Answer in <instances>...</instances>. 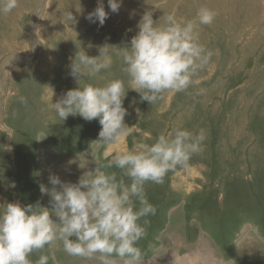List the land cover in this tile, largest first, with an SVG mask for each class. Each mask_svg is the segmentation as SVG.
Masks as SVG:
<instances>
[{
  "label": "rangeland",
  "instance_id": "obj_1",
  "mask_svg": "<svg viewBox=\"0 0 264 264\" xmlns=\"http://www.w3.org/2000/svg\"><path fill=\"white\" fill-rule=\"evenodd\" d=\"M98 3L18 0L13 12L0 14V204L27 206L39 201L51 207L50 197L40 191L41 184L52 187L50 175L76 183L97 163H107L134 143L151 145L158 135L175 128L194 134L202 129L203 151L192 156L187 168L170 171L162 184L145 185L151 204L168 198L179 203L166 218L161 213L163 225L151 237L160 239L163 259L200 244L208 247V241L217 262L224 258L226 264H264V0H122L118 13L103 0L109 16L102 27L86 19ZM202 6L217 16L199 32L200 43L213 55L199 73L198 84L185 92L165 93L154 105L129 89L124 107L130 131L119 145L95 143L102 127L99 119L87 121L76 115L59 120L52 103L79 86L70 75L79 50L96 57L99 46L112 49L111 68L82 83L103 86L123 79L127 85L120 47L137 34L142 15L153 11L158 20L175 11L192 19ZM65 10L75 22L63 18ZM107 171L120 174L115 168ZM167 188L173 195H163ZM189 203L203 204L207 226L199 213L191 217ZM192 225L195 233L213 243L203 236L200 242L187 240ZM219 230L223 241L234 239L220 249L214 247V231ZM141 243L143 239L137 246ZM40 255L48 256V264H98L67 255L59 244L47 245L30 258L35 261ZM151 256L142 257V264L151 262Z\"/></svg>",
  "mask_w": 264,
  "mask_h": 264
},
{
  "label": "clouds",
  "instance_id": "obj_2",
  "mask_svg": "<svg viewBox=\"0 0 264 264\" xmlns=\"http://www.w3.org/2000/svg\"><path fill=\"white\" fill-rule=\"evenodd\" d=\"M121 4L122 0H108L112 13H118ZM17 6L18 0H0V14H10ZM108 16L99 0L86 19L102 27ZM216 16L215 10L203 6L192 19L172 11L154 20L153 11H146L130 44L120 47L127 85L123 79L103 86L82 83L111 68L112 49L107 44L99 46L96 57L79 50L70 65V75L79 86L52 103L59 120L76 115L87 121L99 119L102 127L95 143L119 144L130 131L124 107L129 89L139 93L141 101L154 105L165 93L185 92L199 83L198 75L213 55L200 43L199 32L201 26L212 25ZM63 18L75 22L70 11L65 10ZM20 101L27 102L25 97ZM205 138L202 129L194 134L175 128L158 135L151 145L134 143L131 150L117 152L107 163H97L94 171L85 172L76 183L50 175L52 187L41 184L40 191L50 197L51 207H43L39 201L27 206L0 204V264H48L47 255L35 261L30 257L56 244L71 257L94 259L98 264H142V250L137 245L147 231L140 221L157 212L147 199L145 185L162 184L170 171L187 168L192 156L203 151ZM112 168L120 174L107 171ZM73 236L75 240L70 239Z\"/></svg>",
  "mask_w": 264,
  "mask_h": 264
},
{
  "label": "crops",
  "instance_id": "obj_3",
  "mask_svg": "<svg viewBox=\"0 0 264 264\" xmlns=\"http://www.w3.org/2000/svg\"><path fill=\"white\" fill-rule=\"evenodd\" d=\"M163 195L170 196V195H173V192L169 188H167L165 193H163ZM177 203L178 202H176L174 199L168 198L163 203L153 204L157 209L156 215L148 216V217L141 219L140 223L144 227H146V231H147L146 237L143 238V243H141L139 246L142 250V257L146 258V257H149L151 255H152L151 257H153L151 262L143 263V264H209V263L210 264H226L224 258H223V261H218V262L215 261L216 258L212 255V253L209 249L208 241H207L208 247L200 244V245H198V247L194 246L192 248L187 249L183 254L179 253L177 256L166 255V259L161 258V255L163 254L164 251H163V247L159 241L160 239L158 238V236L151 237V235L152 234L156 235L155 230H157L158 228H160L163 225V219L160 216L161 213L163 214V217L166 218L168 211L172 207L176 206L178 208L179 203H178V205H177ZM202 208H203V204L195 206V205L189 203V207H188L187 211L190 213L193 210V214L191 215V217H193L196 213H199L200 217L203 219V221L205 223L204 226H207L208 223H207V219L205 217L206 212L203 211ZM145 219H147L149 221V223L147 225H144V223H143ZM176 226H177V224L174 225V228ZM194 227H195L194 225L191 226L192 229L190 230L189 237L187 240H191V239L195 238V242H200L201 236L209 239L208 237H206L203 234L199 235L198 233H195ZM219 232L223 233L221 230L214 231V240H215L217 246H215L214 244L213 245L215 248L220 249L221 244H223V243H229L230 244L234 239L228 240V241H223L222 238L224 235H222ZM174 233H176V232H174ZM189 244L192 245L193 243H189ZM263 262L264 261H261V263H263Z\"/></svg>",
  "mask_w": 264,
  "mask_h": 264
},
{
  "label": "water",
  "instance_id": "obj_4",
  "mask_svg": "<svg viewBox=\"0 0 264 264\" xmlns=\"http://www.w3.org/2000/svg\"><path fill=\"white\" fill-rule=\"evenodd\" d=\"M70 239H73V240H75L76 238H75V236H73V237H70Z\"/></svg>",
  "mask_w": 264,
  "mask_h": 264
},
{
  "label": "bare ground",
  "instance_id": "obj_5",
  "mask_svg": "<svg viewBox=\"0 0 264 264\" xmlns=\"http://www.w3.org/2000/svg\"><path fill=\"white\" fill-rule=\"evenodd\" d=\"M119 145V144H118ZM114 146V145H113ZM113 148V147H112ZM111 150V149H110ZM209 263V262H208ZM210 264V263H209Z\"/></svg>",
  "mask_w": 264,
  "mask_h": 264
}]
</instances>
